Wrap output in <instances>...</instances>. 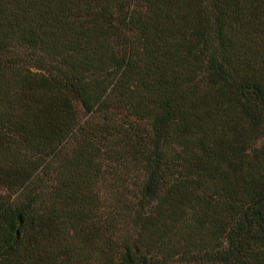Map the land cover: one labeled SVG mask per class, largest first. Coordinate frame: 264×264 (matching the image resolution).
<instances>
[{"label":"trees","instance_id":"16d2710c","mask_svg":"<svg viewBox=\"0 0 264 264\" xmlns=\"http://www.w3.org/2000/svg\"><path fill=\"white\" fill-rule=\"evenodd\" d=\"M0 264H264V0H0Z\"/></svg>","mask_w":264,"mask_h":264}]
</instances>
